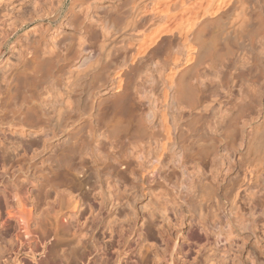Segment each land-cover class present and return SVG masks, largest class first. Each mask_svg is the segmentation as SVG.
Returning a JSON list of instances; mask_svg holds the SVG:
<instances>
[{
    "label": "bare ground",
    "instance_id": "bare-ground-1",
    "mask_svg": "<svg viewBox=\"0 0 264 264\" xmlns=\"http://www.w3.org/2000/svg\"><path fill=\"white\" fill-rule=\"evenodd\" d=\"M53 1L29 2L51 14L46 26L15 40V29L0 33V131L19 136L0 142V225L36 239L35 212L46 207L100 264L125 253L133 235L124 264H264V0H127L119 28L113 4L72 0L62 15L65 0ZM118 42L138 44L139 56L118 58ZM105 69L124 91L110 112L94 97L107 87L90 83ZM155 146L149 160L163 166L171 154L190 174L188 191L170 187L169 196L168 172L151 169L160 220L151 215L129 236L115 213L123 193L144 184L134 164ZM40 149L57 163H21ZM86 173L98 184L87 201L75 192ZM185 224L183 241L171 240Z\"/></svg>",
    "mask_w": 264,
    "mask_h": 264
},
{
    "label": "rangeland",
    "instance_id": "rangeland-1",
    "mask_svg": "<svg viewBox=\"0 0 264 264\" xmlns=\"http://www.w3.org/2000/svg\"><path fill=\"white\" fill-rule=\"evenodd\" d=\"M57 0H54L53 5H61V3ZM72 0H65L64 2V7L62 8V15H65L66 10L68 9V6L70 5V2ZM121 1V2H120ZM30 0H0V33L2 29H11L9 31H13L12 33V40L17 39L20 36L26 35V34H32L35 29L37 28V22H43L44 25L46 26L49 24L48 20L49 17H51V14H43V13H34V10H32L31 5H29ZM56 2V3H55ZM110 2V3H109ZM118 2V4H117ZM128 4L127 0H97L95 3L98 5H105V4H110L114 5L113 7L116 8L115 10H118L120 13V17L117 18L119 19L116 24L118 25V28L120 25L122 26L124 24V20L127 17L128 9L125 3ZM55 5V7L57 6ZM118 5V6H117ZM130 5L128 7H130ZM106 6V5H105ZM117 6V7H116ZM66 8V9H65ZM103 10V9H102ZM101 9L99 10L102 11ZM123 11V13L121 12ZM34 15H33V14ZM38 14V15H37ZM44 16H43V15ZM42 15V17H41ZM48 15V16H47ZM40 16V17H38ZM123 16V17H121ZM126 16V17H125ZM16 23H15V22ZM10 22V23H9ZM7 23V24H6ZM12 27H10V25ZM16 25V27H15ZM54 25H57L54 23ZM2 26V27H1ZM98 38V42L102 41L101 35ZM101 40V41H99ZM129 42V43H122L118 42V45L116 43V46L119 51L117 52L119 54L120 59L124 57L125 55L129 56L130 54L139 56L138 50V44L137 46H132L134 43ZM99 43L95 44V50L97 53L99 52L98 45ZM127 44V45H126ZM129 44V45H128ZM97 48V49H96ZM133 49V51H132ZM140 49V48H139ZM130 50L132 52H130ZM130 52V53H129ZM9 55V54H8ZM78 54L76 53L74 56H77ZM125 56V58H126ZM127 56V57H128ZM130 57H132L130 55ZM129 57V59H130ZM52 62V61H51ZM48 62V66L45 64L44 67H42L41 71L42 73L47 72V70L52 66L54 61L51 63ZM1 65V64H0ZM47 66V67H45ZM45 68V69H44ZM108 69L103 70V73L100 74V76H96L95 79H91L90 83L95 87V92L99 89H104L107 87V91L105 94L103 93H97L94 95L96 101L97 108L100 106L101 108L105 109V111L110 112L112 109L111 105L113 106L112 102L113 99L115 98V94H124L123 91V86H120V82L118 81V75L116 73H113L112 70L108 71ZM105 71V72H104ZM114 75V76H113ZM93 80V81H92ZM86 81V80H84ZM89 83V81H88ZM97 85V86H94ZM119 86V87H118ZM108 92V93H107ZM109 94V95H108ZM111 95V96H110ZM122 95H120L122 97ZM114 96V97H113ZM85 98V99H84ZM81 102H80V112L82 115H86V112L88 111V107L86 104V97H84ZM100 103V104H99ZM105 107V108H104ZM111 109H110V108ZM143 107V106H142ZM148 109V106L144 107L143 110ZM86 111V112H85ZM147 111V110H146ZM84 112V113H83ZM88 113V112H87ZM6 129L5 132L3 133L0 131V142H7V141H13L17 140L19 138L17 132L14 130H10L8 128ZM84 132V131H83ZM63 135L59 134L57 137L54 138V141L57 140L56 138H61ZM38 135H31L30 137H27V139L31 140L36 138ZM38 142H41V139H37ZM154 147V145H153ZM147 149V151H146ZM155 149L157 150V146H155ZM154 148H145V159H144V164L143 166H136V175L144 182L141 181V183L144 184H139L137 183L135 190L123 193L122 198H124V203L123 205L119 206V209L116 211V218L119 220V224L126 230L127 235L132 236L133 233L141 226L142 223L147 224L148 221H150L151 215H154L155 219L157 221L160 220V213H159V204L156 198V193H158V188L166 190L169 193V196H173L174 191L173 188L176 190L179 189L178 191H188L189 183H190V174L183 173L182 169L174 163V157H170L171 154H168L167 157L164 159V165H159L157 162H151L150 160L154 155L160 153L161 149L159 148L157 151ZM157 152V153H156ZM47 150H38L37 152H26L23 156H21V163L24 165H29L30 163H35L37 167H42V168H48L51 164L57 163L58 161V156L55 157H49L47 154ZM171 158V159H170ZM150 159V160H149ZM149 161V162H148ZM173 162V164H172ZM157 163V164H156ZM88 165L90 164L89 162L87 163ZM155 164L154 167H152ZM133 165V166H134ZM189 166V165H188ZM192 168V164L190 165ZM190 166L188 167L190 169ZM156 168L158 171H167L169 174V177L171 179L172 185H160L158 183H152L149 179L150 176H152L151 169ZM14 169H11L13 171ZM150 170V172H149ZM182 171V172H181ZM192 171V169L190 170ZM2 170H0L1 174ZM149 176V177H148ZM79 181H81L82 185L80 188L76 189L75 192L78 194L80 193V198L83 200H93L95 194L98 191V184L96 182L95 177L90 175V173H86L85 175H81ZM152 183V184H151ZM28 183V186L31 187L30 190L34 192L36 190V186ZM160 186V187H159ZM168 186V187H167ZM173 191H172V189ZM187 187V189L185 188ZM170 188V189H169ZM184 188V189H183ZM159 189V190H160ZM182 189V190H181ZM163 190L161 192H163ZM164 190V191H165ZM170 191V192H169ZM34 200L37 198L34 197ZM32 198V199H33ZM1 199L0 197V201ZM44 202L46 200H41ZM66 203V200H63V204ZM3 204V203H2ZM60 206L59 203L57 207ZM4 208V207H3ZM43 208V207H42ZM44 207L43 209H38L37 212H35V216H39L38 218V225H37V230H36V239L33 238L32 234H25V229L21 228L17 223L10 224L9 227L3 228L2 225H0V264H100L99 261L97 260L95 251H94V246L89 243L87 246H80L77 243V239L73 234V230H67V229H62L60 227H57L53 223V216L51 213L46 211ZM5 209V210H4ZM3 211L5 212L7 209L4 208ZM1 212V210H0ZM37 213V214H36ZM86 215H90L89 212H87ZM148 225V224H147ZM154 227V226H153ZM188 229H190V226L185 224L183 226H180L177 231L172 230V232L175 234V237L172 236L171 240H177L179 243L182 242L184 239V234L189 232ZM180 232H179V231ZM153 233H157L155 228L152 229ZM184 233V234H183ZM173 234V235H174ZM35 235V236H36ZM183 235V236H182ZM137 236L133 235L132 238H129V243L127 244L125 248V253L122 255H118V253H111L110 258L108 259L109 261L106 263H101V264H124L125 258H128L130 254V245H134V241Z\"/></svg>",
    "mask_w": 264,
    "mask_h": 264
}]
</instances>
